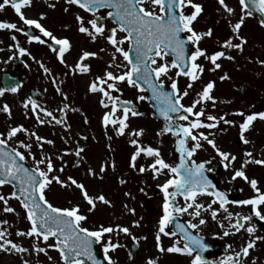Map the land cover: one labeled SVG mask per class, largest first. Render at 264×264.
I'll return each instance as SVG.
<instances>
[{
    "label": "snow or ice",
    "instance_id": "obj_1",
    "mask_svg": "<svg viewBox=\"0 0 264 264\" xmlns=\"http://www.w3.org/2000/svg\"><path fill=\"white\" fill-rule=\"evenodd\" d=\"M69 5H75L84 12L91 13L94 18L87 20L85 26L84 17L77 15L75 17L78 24V31L83 34H87L95 41L98 36L104 37L107 43L112 46L115 53H118L123 57L124 61L128 62V68L126 71L120 74H114L111 71H106L103 77H96V79L89 85V91L92 93L101 94L99 103L104 108H109L102 116V125L107 128L109 125L116 126L115 132L117 136L124 135L125 129L128 127L126 121L129 115L138 116L142 113L137 112L135 109L129 107L130 101H120L118 97H114L112 92L120 91L118 84L127 83L129 87L135 88L139 92H143L141 87V81L146 84L149 90L152 92V98L157 101L158 111L167 122L164 129L158 135H162L165 132H170L173 136L177 137L176 147L177 151L181 154L180 164L172 166L165 162L161 157L158 150H154L151 147L141 148L137 147L135 152L130 158V167L136 168L137 157L143 154L147 157H152V163L147 165L148 169L153 172V178H157L158 175L164 174L167 170L168 178L162 183L157 185L159 191L163 194V202L161 205L162 215L158 218L157 230L154 236L156 249L160 253H177L192 257L190 264H208L203 259L201 253L206 251L207 245L202 242V238L198 235L190 234L184 224L177 223L175 225L176 231H166L169 224H172L175 218L181 214L188 213L193 219L200 217V210L204 208V205L197 202L199 195L214 196L216 199L212 203L219 202V206L224 211L226 198L222 192L216 191L204 175V163L197 164L195 161L191 163L186 162V157L191 158L197 149L202 147L201 141H206L214 149H216L217 155L223 160L228 161L231 164L236 160L235 156L229 157L228 153L221 152L213 140L209 139L203 132L197 131L198 129L215 128L217 125L214 121H223L226 124L233 123L232 121L225 120L223 116L219 118L209 114L206 117L205 122L201 117L205 116V107H200L197 110V105H201L206 101H211L213 106L215 105V99L211 95V91L214 88L213 82H208L203 89L197 93L198 99L194 100L189 106H185L181 103L184 96L188 95V92H180L177 84V80L173 79L170 75L171 70L175 69V76H184L188 78L187 88H192L194 81L199 79V74L203 72V67L196 63V61L203 57L210 61L213 65L211 70L219 69L221 64L217 61L221 58L232 59L231 56H226L224 51H216L211 55H207L205 50L199 47V42L204 36H211L212 29H208L204 33H199L193 28V22L197 19L198 15L202 12V5L195 3L194 0H65ZM218 4L229 15L233 14V9L228 7L225 0H217ZM32 0H0V10L5 9L6 6H10L16 16L24 25L34 27L39 30L43 37H47L54 45H58L57 58L61 63H64L63 55L67 52L71 45L67 38H57L53 33L47 30L42 24L33 18H27L22 11L25 7H31ZM241 6V12L243 13L239 20L230 24V28L233 36L223 41L220 44L221 48L238 49L242 50V46L247 43L246 39L239 35L242 25L245 22L246 17L253 16L254 13L261 14L264 17V0H239ZM191 8L193 11L190 14H186L185 9ZM107 8L109 11L106 13V17L96 16L98 9ZM68 11V9H64ZM107 19L113 20L115 27L107 30L105 34V24L101 21ZM43 19V15H41ZM261 27H264V19L261 20ZM14 30L20 31L15 23L0 21V30ZM125 33L122 37H117V33ZM186 34L182 36L181 34ZM12 40H16L15 36L11 37ZM238 41L234 43L233 40ZM28 41H36L40 44H44L45 40L40 36H28ZM127 41L129 48H133L136 52V60L133 62L129 57V52L126 51L121 45ZM190 44L193 47L190 55L185 59L186 45ZM17 51L21 56L28 54L27 50L17 46ZM104 51V49H101ZM96 53L84 51L80 57V61L85 60L87 57H94ZM172 56L169 62L166 58ZM159 58L160 63H158ZM11 59V57H10ZM112 61L117 59L116 55H112ZM109 64V67H112ZM117 68L119 64L115 65ZM75 69L81 73L89 71L86 65H82L79 61L75 64ZM45 72H48L47 68H44ZM170 80L168 87L170 91H165V80ZM226 76H221L220 79H226ZM19 88V84L6 85L0 87V96H3L6 91L16 93ZM59 91V89H58ZM138 100H144L145 97L140 95ZM111 102L110 105L108 102ZM29 105L33 111V114L37 116L38 123H44L40 119L37 112L38 105L35 101L27 100L24 102V107L28 108ZM118 105L123 106V114L117 116ZM67 108V105H64ZM64 108L60 111L63 112ZM195 110V111H194ZM0 111L10 115V109L7 104H4ZM45 116L52 117L55 123H64L63 118L57 119L53 116V113L47 109H41ZM171 113H183L176 117L180 121H186L185 124L175 123ZM243 116V113H239ZM259 118L264 120V113H259ZM194 117V119H190ZM256 119V115L244 116L243 122L239 124L240 139L244 143H248L244 137V133L248 130L250 124ZM27 132L23 126L10 127L6 134L0 133V187L5 185H13V191L7 196L0 194V203L3 204V212L13 213L15 209L9 206V200L15 199L19 202L25 213V219L28 221L30 227L25 231L17 230L16 235L18 237H30L37 241L42 240L45 242V246L41 247L39 244H33L32 251L44 253L47 255L46 249H54L60 257L62 264H100L94 255L93 245H100L103 252V260L107 264H115L110 252L115 251L120 245L113 243L111 240V234L116 232H122L125 235L129 234L128 227H122L117 225L116 228L112 226H99L98 228H87L83 226L88 217L81 212L79 204H72L69 207L54 206L47 198L48 190L50 186L55 182L62 188L74 186L79 190L82 199L88 205L87 211L93 212L97 207V202L107 204L111 206V202L106 199L103 194H99L95 197L91 196L86 189L85 185L77 182L72 177H68L67 181L62 180L58 175H50L55 171V166L50 157L41 156L40 159H36L35 155L31 152V145L26 144L23 141L19 142L17 147H10L9 141H11L17 133ZM141 131H137L134 135L139 136ZM35 136V133H31ZM37 141H41L42 138L37 136ZM191 140V148L186 147L187 141ZM52 143L51 141H46ZM131 144L137 145V141L132 139ZM23 148L27 150V156L33 160V167H25L18 161H25L26 155L24 152L18 150ZM77 157L80 155V151L76 152ZM246 157H252L251 152H245ZM59 158V157H58ZM253 163L256 165L264 166V159H246L241 164V168L236 170L232 176V179L242 178L250 184L255 195L248 199L238 201L239 205L251 206V215L240 216L236 215L242 221H250L252 216H255L261 221H264V192L257 187V181L255 179L248 180L243 168L245 165ZM43 165L44 167H41ZM228 165H225L227 167ZM63 167L59 171H63ZM139 172L146 171L145 166L139 167ZM101 173L105 171V165H101ZM88 174L95 176L96 173L89 168ZM125 181L121 180L123 184ZM170 189H172L170 191ZM211 189V191H209ZM143 192V189H141ZM131 194L126 192L125 196ZM183 197L185 203L183 206L176 203V197ZM127 211L135 214L134 209H130L127 205L124 206ZM207 207L210 209L211 204ZM189 209L193 211L189 212ZM211 215L213 219L216 218L217 212L212 210ZM232 213L228 214V218H231ZM203 218L199 219V225L205 224ZM7 220L0 221V224H7ZM135 226H139L137 221L133 222ZM187 229H197L198 225L192 221H188L186 225ZM230 228L235 232H239L244 228L243 223L230 224ZM246 231L251 235L255 228L248 226ZM177 232L181 235L178 239L174 240L167 248L162 245V236L175 237ZM224 235H229L228 231L224 232ZM53 243H47L49 240ZM135 239V237L133 238ZM257 239H261L257 237ZM181 241L183 245L181 246ZM255 246V241L251 240L246 245L242 246L239 252H235L233 256L226 257L222 264H243L240 259L242 256L247 257L249 250ZM195 250V255L193 252ZM0 251L4 252H18L25 253L29 249L22 247L21 245L14 243L7 238V229L0 228ZM51 260L52 257L48 256ZM23 264H29L28 261H24ZM146 264H156L153 259H148ZM255 264V261L252 262Z\"/></svg>",
    "mask_w": 264,
    "mask_h": 264
},
{
    "label": "rangeland",
    "instance_id": "obj_2",
    "mask_svg": "<svg viewBox=\"0 0 264 264\" xmlns=\"http://www.w3.org/2000/svg\"><path fill=\"white\" fill-rule=\"evenodd\" d=\"M194 2L200 4L201 0H194ZM225 3L228 6H231L232 3L236 6L235 0H225ZM207 4H209L208 1ZM189 9L191 8L189 7ZM63 12V15H65V13H69V11L65 10ZM206 14L207 13H204L202 16H200L199 20L196 19L192 25L194 30L199 33H204L208 29H212V35L210 37L204 36L199 42V47L205 50L207 55H211L216 51H224L225 55L231 56L232 59L221 58L217 61L219 64H221V67L219 69L211 70L213 65L210 63V61L204 59L203 57L199 58L196 63L203 67V72L199 74V79L192 82V88H187V84L189 82L188 78L175 76V69L171 70L170 75L173 79L177 80L180 92H184L185 90L188 92V95L184 96L181 101V103L185 106H189L194 100L198 99L197 93L200 92L208 82L211 81L214 83V88L211 91V95L215 99V105L213 106L211 101H206L201 105H197V110L200 107L206 108L205 116L201 117V119L207 123L209 121L206 120V117L207 115L211 114L217 118L223 116L225 120L232 121L233 123L226 124L223 121L217 120L214 121V123L217 125L215 128H202L198 129V131L203 132L208 136L209 139L213 140L216 148H218L221 152L228 153L229 157H236V160L229 164L228 161L223 160L218 155L224 166L228 165L220 175V179L223 181L222 188L227 192H231V188H237V190L240 188L241 192L240 194L238 193V198L241 197V200L248 199L255 195L252 188L250 187V184L239 177L233 180L232 176L236 170L241 168V164L244 162V160L252 158L264 159V120L260 119L258 115L259 113H264V30L261 27L259 28L253 19H251L252 16L246 17L239 33V35L244 37L247 41V43L242 46V50L235 48H221L220 44H222L223 41L229 39L230 35L221 33L223 29L222 20L218 25H215L214 23L208 22L206 20L208 19ZM68 19L73 23L75 30L78 29V24L75 20V14H72ZM62 24L63 22L60 23L61 26L65 25ZM122 36L123 33H117L118 38ZM89 41L90 44L88 47H86L84 44V46L81 44L80 50L78 49L79 51L74 49L76 47V45H74V51L70 52L66 56H63L64 63L60 62V60L57 58V55H48L49 50L46 48V46H43L44 48L42 49H38L34 43H31L27 40L26 44H23V48L27 50L28 54L23 56L20 54L16 55V61L21 60L23 66L26 69L24 72L25 74L31 72V76H33L34 74L39 75V73H41L44 75V78L48 80L49 86L53 85L56 90H62L64 94H66V105L69 107L65 109L64 114L77 115L79 121L85 125H87L86 122L89 118L88 115H103L105 112H107L105 111L103 113V111L98 110V107L100 106L99 100L101 98V94L90 92L89 85L96 79V77H103L106 71H111L114 74H120L126 71L128 68V65L126 61H124L123 57L114 52V49L107 43L104 37L98 36L95 41L90 38ZM235 43H238V41L235 40ZM121 47L127 51V41L121 45ZM101 49H104V51H101ZM193 50L194 49L191 46L190 53ZM84 51L93 52L96 53V55L94 57H87L85 60L80 61V57ZM113 54H115L117 57L115 61H112L111 59ZM68 57L69 60H66ZM166 59L169 62L171 61L168 57ZM157 60L158 63L161 62L159 61V58H157ZM78 61L82 65H86L89 71L86 73H81L76 70L74 66ZM38 64L40 65V68L37 66ZM109 64H112L113 66L109 67ZM117 64H119L120 67L117 68L115 66ZM44 68H47L48 72H45ZM221 76H226L227 78L221 80ZM29 79L30 77H26V80ZM164 80L165 86L168 87L170 80L167 78H164ZM51 81H53V83ZM28 85L29 83L26 82L24 87ZM237 85L248 89L250 91L251 97H242V95L234 90V87ZM118 87L120 91L112 92L114 97H118L120 101H130L139 108V113L141 110L146 109L144 104H142L143 101L137 99L138 96L143 94L138 93L135 88L129 87L127 83H119ZM82 94H85V97H83ZM24 97L26 100L16 96V115H0V133L6 134L10 127L23 126L27 132L17 133V135L11 141H9V146L17 147L19 142L23 141L24 143L31 145V152L35 155L36 159H40L41 156L45 155L44 141L46 138V130L47 128L54 129L56 124L49 117H42L39 115L40 119L43 120L44 123H38L36 116V125L38 127L34 128L31 125V118L33 117L31 108L30 106L28 108L23 106L24 102L28 100L27 91L24 92ZM7 99L8 97L5 95L0 96V107H3V105L7 102ZM108 103L110 105L111 102ZM148 112H150V109H148ZM117 113L120 114V111L118 110ZM239 113H243V116ZM82 115H85V117L82 118ZM247 115H256V119L250 124L248 130H246L244 133V137L247 139L248 143L243 142L242 145L238 147L235 145L234 141L237 137L240 138L241 134L239 124L243 122L244 116ZM190 119H194V117H190ZM100 122L101 121L97 123L100 125ZM185 123L186 121L182 124ZM144 128L145 126L142 121H139L138 124L133 128V135L135 132L142 130L141 135H134V139L137 141L138 145L140 144V139L144 133ZM31 133H35V136L31 135ZM83 135L84 134H75V137L81 139ZM37 136L41 137L42 140L37 141ZM37 142H41L42 145L40 146L38 143L37 146ZM201 143V148H204L206 151L210 150L211 152L217 154L216 149H214L206 141H201ZM87 148H89V146ZM18 150L25 153L26 159L24 162L28 166L33 167V160L31 157L27 156V150L23 148H19ZM135 150L136 147L133 148V152H135ZM245 152H251L252 157H246L244 155ZM141 160V156H138L136 160V168L132 169V189L136 193L140 191L139 187L142 181V173L138 170L141 165ZM41 167L44 166L41 165ZM243 171L248 177V180L255 179L257 181V187L262 192H264V188L262 187L264 166L249 163L244 166ZM66 178H68L67 175ZM11 191L12 188L8 185L0 187V194L7 196ZM47 198L49 199L48 196ZM135 202L139 204L140 200H136ZM237 202L238 200H235L230 204L225 205L227 211H224V209H221L215 205H212L209 209L207 207L209 204V199L204 197L201 202H198L204 205V208L200 210V217L198 218L205 219L206 223L209 225H216V227L221 231H223L224 227V231L229 232L228 239H230V241H247L249 239L248 235H245L244 233L242 234V232H235L234 229L229 227L230 224H235V216H237V213H239L240 216L251 215V206L239 205ZM9 206L15 209L13 213L3 212V204L0 203V221L7 220L8 222L6 225L0 224V228H6L7 238L12 240L14 243L21 245L22 247L29 249V251L25 253L5 252L7 257H1L2 259H0V264H23L24 261H28L29 264H62L59 254L54 249H46L47 255L44 253L37 254L36 252L32 251L33 244H39L41 247L45 246V242L42 240L37 241L34 238L18 237L16 235L17 230L25 231L30 227V225L25 219L24 210L17 200H9ZM212 210L217 212L215 219H213L211 215ZM142 213V209L136 210V214L138 216ZM229 213H232L231 218H228ZM86 216L88 219L83 222V226L87 228H98L101 225H105V227L108 226L106 222H99L91 215ZM255 218V216H252L251 220L246 222L245 229L248 226H253V221ZM134 221L140 220L134 216L133 222ZM133 222L131 227H129L128 235L115 231L111 234L112 242L120 245V247H118L115 251L109 253L115 264H143L144 260L146 259L148 242L142 241V237L146 236L148 241L152 240L151 236H153L154 239L157 227L150 231L146 225L139 224V226H135ZM212 229L216 228L212 226L210 227V230ZM134 237L135 239H133ZM257 237H260L261 240L264 239L260 236V234L255 233L254 239H257ZM47 243L50 244L53 243V241L50 239ZM131 243H137L140 250L139 255L133 260H131L128 255V248ZM98 251L103 256L100 245H98ZM48 256H51L52 259L49 260ZM251 259L255 261V264L263 263L261 258L257 257V255H252Z\"/></svg>",
    "mask_w": 264,
    "mask_h": 264
},
{
    "label": "flooded vegetation",
    "instance_id": "obj_3",
    "mask_svg": "<svg viewBox=\"0 0 264 264\" xmlns=\"http://www.w3.org/2000/svg\"><path fill=\"white\" fill-rule=\"evenodd\" d=\"M207 1L209 4H207ZM200 4L204 5H202L203 10L198 15L197 19L199 20L200 16L207 13L206 16L208 19L206 20L208 22L218 25L222 20L223 29L221 33L229 34L230 37H232L233 34L230 24L236 23L243 14L241 12L239 0H235L236 6L233 3L231 6H228L234 10L232 15L226 13L218 4L217 0H201ZM66 8L69 13L63 15L62 13H64L63 11ZM22 11L27 18L37 19L42 26L51 31L57 38H67L69 40L71 47L63 56L74 51V45H76L74 49L77 51L78 49L80 50L81 44H84L86 47L90 44V36L80 33L78 29L75 30L73 23L68 18L71 17L72 14H75V17L79 14L84 17L85 26L90 28V25H87L86 22L94 17L91 13L84 12L75 5L67 4L65 0H32L31 7H25ZM107 11L109 10L106 8L98 9L96 16L106 17ZM192 11L193 9H185L186 14H190ZM41 15H43V19H41ZM251 19H253L260 28L256 20H254L253 17H251ZM0 21L15 23L20 29V31L7 29L0 30V87L3 75H9L15 78L17 76L20 79L19 88L16 93L6 91L4 94L8 97L5 104L9 106L10 115H16V96L26 100L24 92L27 91V93H29L32 91L31 96H28V100L30 99L36 102L38 105L37 112L40 116H45L43 111L40 110L47 109L52 112L53 116L57 119L62 117L64 123H55L56 127L54 129L47 128L46 130L44 156L50 157L55 166V171L50 175H58L65 181H67L66 175L72 177L77 180V182L84 184L91 196L95 197L99 194H103L106 199L111 202V206L97 202L96 209L89 213L87 211L88 205L83 201L78 189L74 186L62 188L55 182H53L50 186V190H48V200L54 206L58 207H69L72 204H79L83 214L91 215L95 217V220L102 223L106 222L108 226H112L113 228H116L117 225L128 228L131 227L133 217L135 216L140 220L137 221L138 224L146 225L150 231L154 230L157 227L158 218L162 215L161 205L163 202V194L159 191L157 185L162 184L168 178V173L167 170H165L164 174H160L154 179L153 172L151 169L147 168V165L152 163L153 158L145 156L142 152L140 155L142 159L140 166H145L146 171L142 173V181L139 187L140 191L138 190L139 192L136 193L132 189L133 168L130 167V158L133 154L134 147H151L160 152V155L165 162L172 166H177L180 164L181 160V154L175 147L177 137L166 132L162 135H158L163 129L162 125L152 118L150 112H148V109H150L149 105L145 100H142V104H144V107L146 108L145 110H141L140 113H142V115H129L128 120L126 121L128 127L125 129V134L120 136L116 135V126L109 125L105 128L102 125L103 115H88L89 118L86 122L87 125L80 122L77 115H65L64 112L66 108H64V105L67 103L66 94H64L62 90H56L53 85L49 86L48 80L45 79L44 75L41 73H39V75L34 74L33 76H31V72L25 74L24 72L26 69L21 60H19V66L16 65V55L19 54L17 46L23 48V44H26V40L28 41L27 34L40 36L41 39L45 40L44 44H40L36 41L31 42L34 43L38 49H42L44 48L43 46H46L49 50L48 55H57V51L51 50L48 47V44L52 43L51 40L47 37H43L39 30L34 27L24 25L10 6H6L5 9L0 10ZM62 22V25L65 24L64 26L60 25ZM101 22L105 24V34H107L108 29L116 26L111 19L105 18V20ZM12 36L16 37L15 41L11 39ZM233 42L235 43V39ZM68 59L69 57L66 60ZM37 66L40 68L39 64ZM26 77H30V79L26 80ZM26 82H28L29 85L24 87ZM51 82L53 83V81ZM82 96L85 97V94H82ZM61 108H64L63 112L60 111ZM0 109H2V107H0ZM98 110H101L104 113L105 111H110V107L106 109L100 105ZM138 110L139 108L137 107V112H139ZM31 112L33 116L31 118V125L36 128L38 127L36 125V115L33 114L32 109ZM122 114L123 112L120 111V114L117 113L116 115L120 116ZM0 115L9 114L0 111ZM84 117L85 115H82V118ZM49 118L55 122L52 117ZM99 121H101L100 125L97 123ZM139 121H142L145 126L144 133L140 139V144L133 145L130 143V141L134 139L133 128ZM85 133L87 137L85 136ZM75 134L84 135L79 139L78 137H75ZM46 141H51L52 143H47ZM38 143L40 146L42 145L41 142H37V146ZM192 143L191 140H188L186 147L191 148ZM88 146L89 148H87ZM77 150L80 151L79 157L76 155ZM197 150L198 151L188 159L187 163L190 164L191 161H195L197 164L203 162L205 165L204 172L208 174L213 171L214 167H216L217 171H219L218 174L214 175V179L218 181L219 187L224 190L222 188L223 181L220 179V175L223 173L225 166L220 157L210 150L206 151L204 148H199ZM101 165H105V171L103 173L99 171ZM61 167L64 169L62 172L59 171ZM90 167L96 173L95 176L88 174V169ZM121 180L125 182L121 184ZM262 186L264 188V179L262 181ZM141 189H143V192H141ZM171 190L172 189H170V191ZM126 192L131 195L125 196ZM240 192V188H238V190L237 188H231L232 201L241 200V197L238 198V193L240 194ZM204 197L209 199V204H211V206L215 205L220 207L218 203H212L213 198L208 195H199L198 202H201ZM136 200H140V203H136ZM176 203L183 206L185 201L183 197L177 196ZM125 205L130 209H134L135 214L133 215L132 212L127 211L124 207ZM137 209H142L143 215L140 214L138 216L136 214ZM191 211H193V209H189V212ZM199 219L200 218L193 219L188 213L181 214L175 218L172 224L167 226L166 231H175V225L180 223L185 225L186 230L190 234L201 237L202 242L207 245L206 251L201 253V256L208 262V264H222L226 257L233 256L235 252L240 251L242 246L246 245L249 241L254 240L255 246L249 250V255L247 257H241L243 264H252V255L260 257L263 261L262 264H264V239H254L255 233L260 234V236L264 238V234L256 226L257 218L253 221L255 231L251 235H249L245 229L246 221L242 222L244 228L239 232L248 235L249 239L247 241L241 240L239 242L230 241L228 235H224L225 228L223 226V231H221L216 225H209L206 222L203 225H199ZM188 221L196 223L198 228L187 229L186 225ZM212 226L216 229L210 230V227ZM179 237L180 235L171 238L162 236L163 247L167 248ZM151 238L152 240L148 241L146 236L142 237V241L148 242L146 259L143 264H146L148 259H153L156 261V264H190L192 257L187 255L158 252L153 236H151ZM136 245L137 248L135 251L138 256L140 250L139 245ZM182 245L183 241H181V246ZM195 254L194 250L193 255Z\"/></svg>",
    "mask_w": 264,
    "mask_h": 264
},
{
    "label": "water",
    "instance_id": "obj_4",
    "mask_svg": "<svg viewBox=\"0 0 264 264\" xmlns=\"http://www.w3.org/2000/svg\"><path fill=\"white\" fill-rule=\"evenodd\" d=\"M254 15L256 16V18L259 20V22L261 23V20L262 19H264V17H262L261 16V14H259V13H254ZM182 35V34H181ZM31 36V35H30ZM188 49H189V44L188 45H186V49H185V59H187V56H188ZM128 52H129V57H130V59L133 61V62H135V60H136V52H135V50L133 49V48H128ZM170 57L172 58V56L170 55ZM128 63V62H127ZM141 83V87L144 89V91L143 92H146L147 93V98H146V101L148 102V103H150V105H151V108H152V110H153V112H152V117L153 118H155L158 122H160V123H162L163 124V127H165V125H166V121L164 120V118H163V116L160 114V112L158 111V105H157V101L155 100V99H153L152 98V92L149 90V88H148V86L146 85V84H144L142 81L140 82ZM13 84H18V81H17V79L15 80V78L14 79H12V78H10L9 76H3V79H2V85H3V87H5L6 85H13ZM235 89L237 90V91H239L243 96H248V94H249V92H248V90L247 89H245L244 87H241V86H236L235 87ZM165 91H170V88H166L165 87ZM129 107H131V108H133L132 107V105L130 104V105H128ZM120 108H122L123 109V106L122 105H120ZM180 114H183V113H171L170 115L173 117V119H174V121L176 122V121H179L178 119H176V117L178 116V115H180ZM236 144L237 145H240L241 144V140L240 139H236ZM18 163H22L25 167H28L25 163H24V161H18ZM28 168H30V167H28ZM204 175L208 178V180L211 182V184L213 185V187H214V189L216 190V191H219V192H222V191H220L219 189H218V183H216V182H214V180L212 179V177L209 175V174H207V173H205L204 172ZM9 186H11L12 187V189H13V185H9ZM209 191H211V189H209ZM223 193V192H222ZM224 194V193H223ZM224 196H225V198H226V201H227V203H229L230 202V199L228 198V196L226 195V194H224ZM215 199H216V197H214ZM239 221H241L240 219H239ZM259 226L261 227V228H263V226H264V224L263 223H259ZM264 232V231H263ZM96 246L97 245H93V250H94V255L96 256V258H97V260L100 262V264H105V262H104V260H103V258L99 255V253L96 251ZM136 245H132L130 248H129V251H130V254H131V256H135L136 255ZM241 260H242V258H240ZM88 264H90V262H88Z\"/></svg>",
    "mask_w": 264,
    "mask_h": 264
},
{
    "label": "bare ground",
    "instance_id": "obj_5",
    "mask_svg": "<svg viewBox=\"0 0 264 264\" xmlns=\"http://www.w3.org/2000/svg\"><path fill=\"white\" fill-rule=\"evenodd\" d=\"M1 257H4L5 258V257H7V254L4 251H0V259H2Z\"/></svg>",
    "mask_w": 264,
    "mask_h": 264
}]
</instances>
